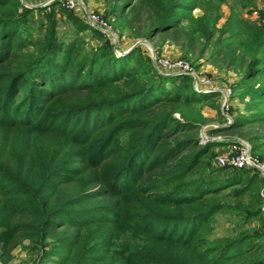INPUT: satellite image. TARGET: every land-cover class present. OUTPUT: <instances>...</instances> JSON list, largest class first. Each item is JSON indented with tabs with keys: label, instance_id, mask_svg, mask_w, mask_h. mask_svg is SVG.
<instances>
[{
	"label": "trees",
	"instance_id": "trees-1",
	"mask_svg": "<svg viewBox=\"0 0 264 264\" xmlns=\"http://www.w3.org/2000/svg\"><path fill=\"white\" fill-rule=\"evenodd\" d=\"M104 1L119 37L138 26L136 38L171 39L196 68L208 54L239 76L246 114L208 134L264 124V9L245 19L248 2L234 0L220 26L225 0ZM60 7L0 0V263L22 246L33 264H264V177L214 167L225 143L201 134L219 93L160 74L141 47L117 55ZM262 139L250 140L264 163ZM223 213L257 226L212 238Z\"/></svg>",
	"mask_w": 264,
	"mask_h": 264
},
{
	"label": "rangeland",
	"instance_id": "rangeland-1",
	"mask_svg": "<svg viewBox=\"0 0 264 264\" xmlns=\"http://www.w3.org/2000/svg\"><path fill=\"white\" fill-rule=\"evenodd\" d=\"M85 6L87 7L88 11L91 13L98 14L100 16H104L105 13V1L104 0H81ZM248 2L247 6L241 7V5H237L238 11H240L241 16L245 19H250L253 21H258L260 19L257 17L258 12L264 9V2L262 0H246ZM25 7L32 9L36 8L34 0H23L22 1ZM225 4L222 6V19L220 21V26H222L225 21L227 20L230 14V8L234 5V0H225ZM60 8L67 10L64 8L61 3L59 2ZM69 11V10H67ZM72 12V11H69ZM79 13V9L76 10ZM72 12L77 18L81 21H85L78 13ZM80 14V13H79ZM200 12L196 11L195 15H199ZM40 16L38 13L36 14V19L38 20ZM258 18V20H257ZM85 23V22H84ZM112 32L116 35V44H114L113 39H110L106 35H104L105 39H108L114 48L116 47L117 53H124L128 52L130 49L135 47H141L151 61L154 66V58L158 60H169L173 63L179 61H186L192 67L195 73L200 76H204L212 82L214 87L216 88H225L231 87L232 84L236 83L239 80V76L233 72H225L206 59L208 58V54L206 58L199 62L198 68L192 65V61L185 58L183 54V49L180 44L173 42L171 39L164 40L161 38H157L153 41L146 40V39H139L136 38L135 32L139 30L138 26H136L135 30H128L124 33L122 37H119L118 32L111 26ZM58 34L62 41H70L72 37H74V30L73 26L69 21H66L65 18L60 20L58 26ZM86 41L88 45L86 46L88 49L91 47H96L99 42L91 37L90 34L86 36ZM116 45V46H115ZM116 52V51H115ZM155 67V66H154ZM163 75V74H162ZM183 76V75H179ZM190 77V76H189ZM191 78V77H190ZM192 79V78H191ZM193 81V79H192ZM221 100L222 98L219 97L213 99L212 102H208L203 104L202 112L204 116L208 119V123L202 127L201 134L203 135L204 141L208 139H212L214 141H219L225 143L219 149H216L217 156L214 160V167L216 168H223L218 166V157L224 154H227L231 151V147L234 143H241L242 146L249 145L250 148L252 147V141L250 140L252 137L257 135H264V124L259 125H251L244 128H239L232 130L230 132L220 134V135H213L211 136L208 134V130H213L217 128H226L230 127L234 122V119H237L241 115L246 114L245 106L240 102L238 98H233L231 100V107L228 112H223L221 110ZM213 104V105H211ZM232 118V122H227L226 116ZM264 142V139L261 140ZM252 149V148H251ZM252 153V152H251ZM257 157V156H255ZM230 169H235L232 167H228ZM264 192V189H263ZM257 226L256 221H244L239 219L235 215L230 214H220L217 217L216 222L214 223V233L212 238H223L237 235L239 232L254 229ZM29 243H25L28 245ZM33 257L24 247L19 246L13 251V259L8 264H33ZM1 264V263H0Z\"/></svg>",
	"mask_w": 264,
	"mask_h": 264
},
{
	"label": "built area",
	"instance_id": "built-area-1",
	"mask_svg": "<svg viewBox=\"0 0 264 264\" xmlns=\"http://www.w3.org/2000/svg\"><path fill=\"white\" fill-rule=\"evenodd\" d=\"M23 1V0H22ZM36 7H49L55 2H60L61 5L69 11L76 12L79 9L78 15H80L90 27L100 31L110 39H113L114 44H116V35L112 32L111 25L102 16L91 13L88 11L87 7L81 0H34ZM259 18V13L257 14ZM257 18V20H258ZM260 21V19L258 20ZM264 23V22H263ZM116 46V45H115ZM117 48L115 51L117 55H122V53H117ZM154 66L156 70L163 75L172 76H190L193 79V87L198 93H219L221 100V110L223 112H228L231 107V100L233 99L234 92L231 87L216 88L210 81V79L200 76L194 72L192 67L186 61H179L173 63L169 60H158L154 58ZM227 122H232V118L225 115ZM203 136V135H202ZM231 151L227 154L218 157V166L220 167H232L235 169H257L261 172L264 177V163H262L257 157L251 153V148L249 145L242 146L241 143H234L231 147ZM264 212V207H263Z\"/></svg>",
	"mask_w": 264,
	"mask_h": 264
},
{
	"label": "water",
	"instance_id": "water-1",
	"mask_svg": "<svg viewBox=\"0 0 264 264\" xmlns=\"http://www.w3.org/2000/svg\"><path fill=\"white\" fill-rule=\"evenodd\" d=\"M130 50H131V49H130ZM130 50H129V51H130ZM263 196H264V192H263Z\"/></svg>",
	"mask_w": 264,
	"mask_h": 264
}]
</instances>
